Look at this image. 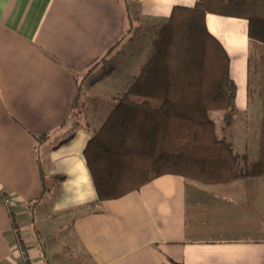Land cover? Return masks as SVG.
Returning <instances> with one entry per match:
<instances>
[{
  "label": "crops",
  "instance_id": "0c3cea01",
  "mask_svg": "<svg viewBox=\"0 0 264 264\" xmlns=\"http://www.w3.org/2000/svg\"><path fill=\"white\" fill-rule=\"evenodd\" d=\"M131 2L162 19L195 0ZM205 24L228 55L235 109L246 111L247 20L206 14ZM125 28L122 0H0V264H264V176L206 185L164 174L98 201L83 151L106 104L100 118L83 105L86 79L76 106L90 113L64 133L76 75ZM96 202V211L67 212Z\"/></svg>",
  "mask_w": 264,
  "mask_h": 264
},
{
  "label": "trees",
  "instance_id": "16d2710c",
  "mask_svg": "<svg viewBox=\"0 0 264 264\" xmlns=\"http://www.w3.org/2000/svg\"><path fill=\"white\" fill-rule=\"evenodd\" d=\"M122 1L126 12L123 35L75 77L73 108L83 81L90 76L103 81L109 91L105 115L91 131L83 151L98 201L121 197L164 174L206 185L262 178L264 0H195L190 7L174 6L162 19L146 18L131 0ZM206 14L247 20L246 97L258 110L253 155L237 153L221 136L213 117L214 112H221V128L231 124L236 86L229 76L226 51L206 28ZM141 44L146 51L129 71L121 56H126L129 48L138 51ZM74 114L72 110L70 117ZM48 136H36V141L39 144ZM70 137L68 134L52 148ZM41 159L38 153L43 195L49 187ZM97 209L98 202L67 212Z\"/></svg>",
  "mask_w": 264,
  "mask_h": 264
},
{
  "label": "rangeland",
  "instance_id": "374dc122",
  "mask_svg": "<svg viewBox=\"0 0 264 264\" xmlns=\"http://www.w3.org/2000/svg\"><path fill=\"white\" fill-rule=\"evenodd\" d=\"M128 50L129 52L126 53V56H123L124 58L122 57L121 63L127 70L132 71L136 68L140 58L146 51V46L145 44H141L138 51L131 50L130 48ZM92 79L93 77L90 76V78L85 80L86 83L82 90L81 100L83 105L86 104L87 109H95L94 111L96 112L97 118H100L104 113V104H107L109 101V91L107 92V88L103 81H96L95 77L93 80ZM87 82L89 83L87 84ZM82 107H80L79 112V107H76L77 110L75 111L74 116H71L68 120L64 134L70 131V128L73 127L72 124L75 120L80 118L81 114L87 115L90 113V111L86 112V108ZM257 114L258 110L255 106L248 108L246 111H236L233 115L231 124L226 128H221V112H214L213 117L221 136L231 143L237 153L253 155L257 147L254 134L257 130ZM92 122L94 123V121ZM80 123L89 124L92 127V123H88L87 118L86 120L81 119Z\"/></svg>",
  "mask_w": 264,
  "mask_h": 264
},
{
  "label": "built area",
  "instance_id": "2783aa9c",
  "mask_svg": "<svg viewBox=\"0 0 264 264\" xmlns=\"http://www.w3.org/2000/svg\"><path fill=\"white\" fill-rule=\"evenodd\" d=\"M4 204H5L7 207L10 208V207L13 205V200H12V198H6V199H4ZM22 254H24L23 251H22ZM23 258H24V262H23V264H30V262L28 261V259H27L26 256H24Z\"/></svg>",
  "mask_w": 264,
  "mask_h": 264
}]
</instances>
